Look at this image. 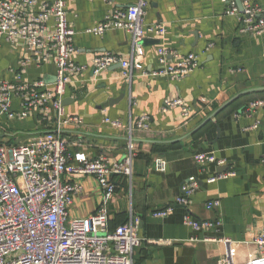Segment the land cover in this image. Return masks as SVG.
Segmentation results:
<instances>
[{
  "label": "crops",
  "instance_id": "0c3cea01",
  "mask_svg": "<svg viewBox=\"0 0 264 264\" xmlns=\"http://www.w3.org/2000/svg\"><path fill=\"white\" fill-rule=\"evenodd\" d=\"M138 1L66 0L75 29L74 60L84 67L71 74L63 95L66 113L84 120L81 126L63 129L68 151L90 158L104 155L117 162L132 145L131 175L113 177L116 189L106 207L111 227L128 223L132 214L142 218L145 240L134 251L135 264H219L227 251L233 252L235 264H243L242 258L257 252L251 240L264 232V104L247 110L250 102L264 101V35L240 32V17L228 14L222 0H145L144 25H160L165 32L149 34L137 45L122 29L88 32L112 7L127 8ZM254 1L264 12V0ZM160 46L179 56L195 52L201 65L182 78L154 76L161 65ZM106 52L132 63L130 80L123 79L120 62L95 74L94 59ZM28 55L21 46L3 40L0 80L43 79L53 86L57 66L52 60L29 63L17 78L20 62ZM176 97L191 108L189 116L180 108L163 111L164 100ZM18 108L14 96L12 109ZM143 115L148 116L150 127L142 130L114 129L103 121L106 116L118 118L127 127ZM40 119L34 111L23 120H10L0 110V142L10 145L43 135L46 129ZM255 122H260L258 128L251 127ZM200 152H214L226 164L201 170L194 157ZM158 159L166 162L165 171L157 168ZM227 171L235 175L207 181L210 175ZM191 177L198 179L199 187L188 207L177 205L166 217L153 216V211L175 204ZM80 181L83 190L70 207L73 217L90 216L103 204L96 178L85 176ZM214 201L217 206L207 208ZM186 214L221 224L194 229L185 223ZM213 237L230 238L235 244Z\"/></svg>",
  "mask_w": 264,
  "mask_h": 264
},
{
  "label": "built area",
  "instance_id": "2783aa9c",
  "mask_svg": "<svg viewBox=\"0 0 264 264\" xmlns=\"http://www.w3.org/2000/svg\"><path fill=\"white\" fill-rule=\"evenodd\" d=\"M222 1L228 14L240 17V32L264 35V12L254 0ZM146 5L145 0H139L127 8L112 7L105 19L88 32L104 34L111 29H122L130 34L134 45L149 34L162 35L163 26L144 25ZM74 36L66 0H0V43L6 40L29 54L21 60L17 78L21 79L31 62L42 64L52 60L57 66V80L51 87L43 79L35 82L0 80L1 112L10 120H23L36 111L46 129L43 135L25 142L10 145L0 142V264H135L134 251L145 240L140 216L132 214L128 223L111 227L106 207L116 189L113 177L131 175L135 155L132 145L125 158L112 162L104 155L96 158L84 153L72 155L62 135L65 127L84 123L81 116L67 114L63 104L71 74L84 69L74 60ZM157 53L161 65L153 72L154 76L182 78L201 65L200 56L195 52L179 56L160 46ZM118 62L123 67V79L130 80L132 63L108 52L95 57L94 72L98 75ZM14 96L19 100L18 110L12 109ZM262 104L263 100L252 101L247 110ZM173 108H180L184 116L191 114V108L180 97L164 100L163 111ZM103 121L114 129L133 131L150 127L145 115L129 122L127 127L118 118L106 116ZM50 125L53 130H48ZM259 126L260 122H255L251 127ZM194 157L201 170L210 164H226L225 159L218 158L214 152H200ZM156 165L160 171L166 170L164 160L158 159ZM234 175L235 172L227 171L210 175L207 181L213 183ZM85 176H93L98 181L103 204L90 216L73 217L70 207L83 190L80 180ZM198 187V179L191 177L183 185V194L175 204L153 211V216L166 217L177 205L188 207ZM217 204V201L209 202L207 208ZM184 221L194 229H210L221 224L220 221L196 220L191 214H186ZM212 240L235 244L225 237ZM251 243L257 252L247 259L242 258V263L264 264V232L257 234ZM235 262L233 252L227 251L219 264Z\"/></svg>",
  "mask_w": 264,
  "mask_h": 264
},
{
  "label": "water",
  "instance_id": "95a60500",
  "mask_svg": "<svg viewBox=\"0 0 264 264\" xmlns=\"http://www.w3.org/2000/svg\"><path fill=\"white\" fill-rule=\"evenodd\" d=\"M239 6H240V8H242L241 3H239ZM241 94H243V93L238 94L237 96L231 98L229 101H227V102H225L224 104H222L217 110H215V112H214L211 116H209L206 120H204V122H203L199 127H201L203 124H205L207 121H209V120H210L212 117H214L219 111H221L226 105H228L231 101H233L236 97H238V96L241 95Z\"/></svg>",
  "mask_w": 264,
  "mask_h": 264
},
{
  "label": "rangeland",
  "instance_id": "374dc122",
  "mask_svg": "<svg viewBox=\"0 0 264 264\" xmlns=\"http://www.w3.org/2000/svg\"><path fill=\"white\" fill-rule=\"evenodd\" d=\"M27 141V138H20L19 142H25Z\"/></svg>",
  "mask_w": 264,
  "mask_h": 264
}]
</instances>
